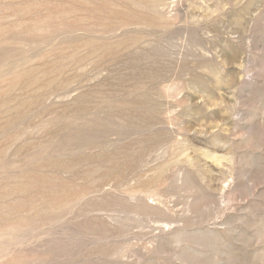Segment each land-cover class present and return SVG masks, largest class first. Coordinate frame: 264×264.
<instances>
[{
    "label": "rangeland",
    "instance_id": "rangeland-1",
    "mask_svg": "<svg viewBox=\"0 0 264 264\" xmlns=\"http://www.w3.org/2000/svg\"><path fill=\"white\" fill-rule=\"evenodd\" d=\"M107 1L0 12V264H264V0Z\"/></svg>",
    "mask_w": 264,
    "mask_h": 264
},
{
    "label": "bare ground",
    "instance_id": "bare-ground-1",
    "mask_svg": "<svg viewBox=\"0 0 264 264\" xmlns=\"http://www.w3.org/2000/svg\"><path fill=\"white\" fill-rule=\"evenodd\" d=\"M10 1H12V0H0V12L3 10V9H8L9 7H11V6H9V5H7L8 4V2H9V4L11 3ZM99 1V0H98ZM100 3V2H99ZM15 6V5H14ZM13 6V7H14ZM26 6V5H25ZM40 6V5H39ZM94 6V5H93ZM108 6V1L107 0H102V3H100V4H98V5H95L94 6V12H95V14H91L90 16H93V18H95V19H99V15H102L103 14V7H107ZM110 6V5H109ZM126 6V5H125ZM42 7H44L46 10H47V14L46 15H39V21H41V23L42 22H44L45 21V18L47 17V16H54V18H55V15L54 14H57V12H60V3H56V4H54V5H52V6H49V5H47V4H45V5H43ZM71 7V6H70ZM141 7V6H140ZM12 8V7H11ZM26 8H29V6H27ZM33 8V7H32ZM64 8V7H63ZM79 8V7H78ZM81 9H82V7H80ZM21 9V8H20ZM31 9V8H30ZM29 9V11H33L32 9L30 10ZM35 9V8H34ZM41 9V8H40ZM71 9H72V7H71ZM74 9V8H73ZM72 9V10H73ZM101 9V10H100ZM18 10V9H17ZM88 10V9H87ZM21 11H24L25 12V15H24V18H22L23 20L21 21L20 20V23H14V21L12 20L11 22L8 20V18H7V16H3V17H0V41H5V40H11V43H13V42H15V41H18V39L20 40V39H24L25 41H26V37L24 38V36L23 37H21L20 35H19V32H13V33H11L12 31H14V30H16V29H14L13 27L15 26V27H17V26H19V27H24L25 28V30H26V13H27V11H26V9L25 10H21ZM37 12H38V10H36ZM92 11V10H91ZM110 11V10H109ZM71 12H73V11H71ZM84 12H88V11H84ZM111 12V11H110ZM19 13V12H18ZM82 13V12H81ZM137 13V12H136ZM33 14V13H32ZM88 14V13H87ZM22 15H23V13H22ZM81 15V14H80ZM104 15H105V13H104ZM107 15V14H106ZM105 15V16H106ZM118 15V14H117ZM82 16V15H81ZM88 16V15H87ZM114 16V15H113ZM18 17V16H17ZM28 17V16H27ZM76 17H77V15L76 16H74L73 15V18H74V22H70L69 24H71V25H73L74 23H75V25H77V26H80V23L78 22V21H80V20H78V21H76ZM83 17V16H82ZM110 17H111V15H110ZM125 17V16H124ZM128 17V16H127ZM20 18V17H19ZM32 18H34V17H32ZM31 18V19H32ZM49 18H52V17H49ZM58 18V17H57ZM72 18V17H71ZM86 18V17H85ZM102 18H104V17H102ZM129 18V17H128ZM59 19V18H58ZM84 19V18H83ZM95 19H93V20H95ZM101 19V18H100ZM33 20V19H32ZM35 20H37V19H35ZM50 20V19H49ZM86 20V19H85ZM102 20V19H101ZM100 20V21H101ZM47 21V20H46ZM87 21V20H86ZM30 22V21H29ZM29 22H28V24H29ZM52 22H54L53 20H52ZM81 22V21H80ZM90 22V21H89ZM24 23H25V26H24ZM37 22L36 21H33L30 25H28L27 27L28 28H32V27H34V26H37ZM39 24H40V22H39ZM49 25V24H48ZM90 25V24H89ZM45 26H46V24H45ZM51 26V25H50ZM74 26V25H73ZM84 26V25H83ZM102 26V25H101ZM52 27V26H51ZM55 27V26H54ZM53 27V28H54ZM14 29V30H11V29ZM27 28V29H28ZM55 29V28H54ZM10 31V33H8ZM30 39V38H29ZM44 39H46V38H44ZM43 39V40H44ZM32 40V39H31ZM30 40V41H31ZM102 40V39H101ZM10 42V41H9ZM1 43H8V41L7 42H0V44ZM90 43V42H89ZM97 43V42H96ZM14 44V43H13ZM82 44V43H81ZM93 45V44H92ZM81 46V45H80ZM9 48V47H8ZM15 48V47H14ZM3 51H4V49H2ZM13 50H10V51H8V50H6V51H4V52H2V53H0V61H1V59H3V56L4 57H12L11 55H13V52H12ZM1 52V51H0ZM19 54H21L22 53V51L21 50H19V52H18ZM26 53V52H25ZM140 53V52H139ZM23 54V53H22ZM14 56V55H13ZM23 65V63H20L19 65H17V67H20V66H22ZM32 69V68H31ZM11 71L10 69H8L7 67H5L4 65H2V67L0 68V74H2V73H4L5 71ZM34 70V69H33ZM29 72V71H28ZM24 73H26V71H24V72H22V74H24ZM22 74H19V75H21L22 76ZM31 74V73H30ZM24 76H26V75H24ZM1 77V76H0ZM32 77V76H31ZM22 78V77H21ZM20 78V79H21ZM33 78V77H32ZM14 80V78H11L9 81L10 82H12ZM35 80H37V79H35ZM38 81V80H37ZM34 82V81H33ZM32 82V83H33ZM15 83V82H14ZM37 83V82H36ZM39 84V83H38ZM4 85V84H3ZM32 85V84H31ZM47 85H49V84H47ZM47 85H45V86H47ZM38 86V85H37ZM40 86H41V84H40ZM44 86V87H45ZM1 87H3V86H1L0 85V98H4L5 96H6V93L8 92V94L9 93H11L10 92V86L8 85L7 87L6 86H4V87H6V90H7V92L6 91H4V93L2 94V92H1ZM27 87V86H26ZM28 87H30V86H28ZM43 87V86H42ZM39 88V87H38ZM41 89V88H40ZM3 90V89H2ZM14 90V89H13ZM45 92V91H44ZM42 93H43V91H42ZM36 98H38V97H36ZM42 99V98H41ZM8 100V101H7ZM7 100H6V102H5V105H7L6 106V111H5V113H9L10 112V114H5V113H2L3 115H1V113H0V121L2 120V119H4V122H5V125L3 126V127H0V133H2L3 135H7L6 133H5V131L7 130V128H9V127H11V125H13V124H16L18 121H19V114H20V112H19V114H17V115H15V116H10V115H12V113L14 112V111H16L17 112V110H18V107L19 106H24V105H26V103H25V101L24 100H21V98H20V100H18V99H16L14 96L12 97V95L10 94L9 96H8V98H7ZM2 101V100H1ZM35 101H36V99H35ZM30 102V101H29ZM40 102V101H39ZM13 103H15V104H13ZM0 104H1V102H0ZM17 104V105H16ZM97 106V105H96ZM3 106H0V111H1V108H2ZM23 109V108H22ZM21 109V110H22ZM96 109V108H95ZM3 110V109H2ZM84 111H85V109H84ZM91 112V111H90ZM22 114V113H21ZM25 117V116H24ZM109 117V116H108ZM111 117V116H110ZM96 118V117H95ZM82 123V122H81ZM93 123V122H92ZM75 125V124H74ZM87 125V124H86ZM92 125L93 124H90L89 123V126L88 127H90V129L92 128ZM95 125V124H94ZM75 126H77V125H75ZM73 129H76V136L77 137H79V136H81V135H83L84 137H86L85 139H87V138H91V140H92V137H89L88 136V134L87 133H89V135H90V133H92L90 130H89V128H85V127H77V128H73ZM103 129V128H102ZM71 130H72V128H71ZM105 130V129H104ZM74 131V130H73ZM57 133V132H56ZM95 133V132H94ZM93 133V134H94ZM13 134V133H12ZM20 134V133H19ZM58 134V133H57ZM75 134V133H74ZM104 134V133H103ZM92 135V134H91ZM102 135V134H101ZM4 136V137H5ZM12 136H14V135H11V134H9V135H7V139H10ZM94 137V136H93ZM96 137V136H95ZM75 138V137H74ZM103 139V138H102ZM78 140V139H77ZM72 141H74V140H72ZM80 141V140H79ZM81 141H82V139H81ZM95 141V140H94ZM75 142V141H74ZM76 142H78V141H76ZM84 143H85V141H84ZM94 143V142H93ZM90 144V146H92V145H94V144ZM87 144V143H86ZM50 145V144H49ZM51 146V145H50ZM59 147V146H58ZM64 147V146H63ZM67 147V146H66ZM93 147V146H92ZM46 148V147H45ZM123 152V151H122ZM2 158V157H1ZM5 158H6V156H5ZM5 158H2V159H5ZM36 159V158H35ZM10 160V159H9ZM32 162V161H31ZM53 162L56 164V163H59L58 162V159H55V160H53ZM10 164H11V162H9ZM9 163H7L6 161H4L3 163H0V166H2V165H5V167H4V172H5V175H6V177H8V178H4V179H6V180H8V183H7V186H9L10 187V185L13 183H15V182H18V180H16V179H19L18 178V174L15 176V175H13L14 173L12 172L13 170H10V168L8 167V165H9ZM52 167V166H51ZM17 169V168H16ZM21 170V169H20ZM22 171V170H21ZM20 171V172H21ZM18 172V171H17ZM20 172H18V173H20ZM0 173H3V172H0ZM35 174L34 173V171H25V173H22L21 172V174H19V176L20 177H22V178H24L25 180H27L26 181V184L22 187L23 189H26V188H31L32 187V185L33 184H35V183H32V185L30 184L31 182H33V177L30 175V174ZM35 176H38V177H36V179H35V181L36 180H42V177L43 178H45L43 181H39V182H37V184L38 183H41L42 182V184L44 185V187H42L43 188V190H46V192L47 193H50V192H52L53 191V189H55V188H50L49 187V185L47 184V183H45L46 182V179L47 180H52L51 178H49V177H46V176H44L43 174L42 175H40V174H35ZM3 179V178H2ZM0 180H1V178H0ZM50 182V181H49ZM34 186V185H33ZM101 186V185H100ZM13 187V186H12ZM17 187V186H16ZM16 187H14V188H16ZM38 187V186H37ZM61 187V186H60ZM11 188V187H10ZM63 188V187H62ZM2 189V188H1ZM61 189V188H60ZM15 190V189H14ZM16 190L17 191H19L20 190V187H17L16 188ZM29 190V189H28ZM11 191V190H10ZM9 191V192H10ZM14 192V191H13ZM26 192V191H25ZM55 192V191H54ZM7 193V192H6ZM73 194V192H68L67 194L66 193H64V192H62V193H60V195H59V197H61V198H63V197H65V198H70V197H68V195L70 196V194ZM3 194V193H2ZM12 194V193H11ZM58 194V193H57ZM6 198V197H5ZM7 199V198H6ZM48 202V201H47ZM51 202V201H50ZM10 203V202H9ZM21 205V204H20ZM10 206V205H9ZM12 206V205H11ZM24 206V205H23ZM9 208H11V207H9ZM18 209V208H17ZM17 211V210H16ZM11 213V212H10ZM48 216V215H47ZM26 223V222H25ZM10 226V225H9Z\"/></svg>",
    "mask_w": 264,
    "mask_h": 264
}]
</instances>
